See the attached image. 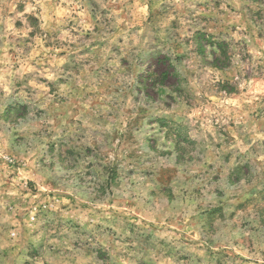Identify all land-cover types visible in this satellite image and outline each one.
Returning <instances> with one entry per match:
<instances>
[{
    "label": "rangeland",
    "instance_id": "rangeland-1",
    "mask_svg": "<svg viewBox=\"0 0 264 264\" xmlns=\"http://www.w3.org/2000/svg\"><path fill=\"white\" fill-rule=\"evenodd\" d=\"M0 264H264V0H0Z\"/></svg>",
    "mask_w": 264,
    "mask_h": 264
}]
</instances>
